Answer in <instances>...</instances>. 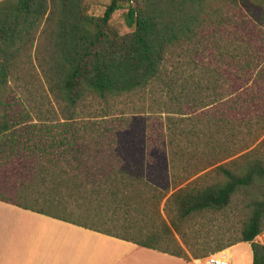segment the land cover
<instances>
[{
  "label": "trees",
  "instance_id": "trees-1",
  "mask_svg": "<svg viewBox=\"0 0 264 264\" xmlns=\"http://www.w3.org/2000/svg\"><path fill=\"white\" fill-rule=\"evenodd\" d=\"M89 2H0V168L25 159L32 175L37 167L32 162L59 151L60 159L70 165L63 154L68 153L88 170L84 175L98 177V185L109 189L96 191L102 196L93 207L96 217H69L73 211L66 208L67 215L51 214L21 187L11 189L17 199L0 191V201L167 252L161 244H177L170 227L163 223L152 232L146 220L151 210L160 212L165 198L178 200L185 219L223 209L238 190L264 183L258 155L264 140L252 149L264 135V0H109L102 16L89 13ZM125 7L134 31L121 35L110 21ZM31 88L44 100L33 106L35 113L47 119L57 114L54 101L65 119L76 120L111 116L121 99H134L132 110L121 109L122 114L164 119L160 157L149 151L146 135L126 134L120 142L118 129L97 136L91 122L11 121L6 94L27 91L31 106ZM47 102L49 108L41 111ZM29 150L38 155L27 156ZM237 160L247 175L232 168ZM213 174L222 178L203 185ZM146 185L150 199L143 193ZM158 188L160 195L154 192ZM73 200L76 211L92 214L83 199ZM252 206L239 242L251 244L253 264H264V245L255 241L264 230V190ZM138 210L144 213L141 227L134 226ZM177 246L173 254L185 256Z\"/></svg>",
  "mask_w": 264,
  "mask_h": 264
},
{
  "label": "rangeland",
  "instance_id": "rangeland-1",
  "mask_svg": "<svg viewBox=\"0 0 264 264\" xmlns=\"http://www.w3.org/2000/svg\"><path fill=\"white\" fill-rule=\"evenodd\" d=\"M3 0H0V2ZM109 0H90L89 2V13L102 16L108 5ZM221 3V1H220ZM243 5V4H242ZM128 9L125 7L119 11H117L111 21V26L117 30L121 35H125L134 31V28H130L126 21V14ZM246 13V12H245ZM247 15V13H246ZM221 37H219L220 39ZM216 40V39H214ZM220 41L217 39V43ZM31 94L34 95V98L31 99V106L27 100L29 97V93L27 91L23 93L16 91H9L6 94V102L5 108L8 112L11 121H32V124H36L37 121H81L84 123L91 122L94 126V131L91 133L99 136L102 133L110 134L112 131L118 129V138L120 142L126 141V134L130 136H140L146 135L150 142L149 151L154 152L155 158H159L163 148V143L166 140V128L164 126V119L158 116H151L149 114H140V113H129L122 114L121 109H131L136 101L132 98L121 99L119 111L112 112L113 115L107 116L105 118H86L85 115L81 116L83 118H78L76 120L70 119L67 120L63 117V113L61 112V108L54 101L53 105L56 107L57 114L55 116L47 118H43L39 113H35L33 106L36 103H40L44 101L42 97H38L34 88H31ZM35 96L37 98L35 99ZM46 100V99H45ZM41 104V103H40ZM49 103L47 102L44 106V109L41 110L46 112L49 108ZM132 106V107H131ZM131 107V108H130ZM52 114L55 112L53 110ZM35 121V122H33ZM264 123V122H261ZM113 126L112 130L106 131L109 127ZM263 125L259 126L262 127ZM258 128L257 125H254V128ZM92 134V135H93ZM90 137V136H86ZM132 139V138H128ZM264 140V135L262 138L252 147V149L259 148V145ZM80 145H84L82 140ZM152 143V146H151ZM165 146V145H164ZM33 148V147H32ZM251 150V149H250ZM249 150V151H250ZM245 151L234 159L245 155ZM33 151L29 150L26 155H30ZM259 158L264 160V141L262 146L258 151ZM56 154H46L45 159L39 162H32L31 164H35L37 167L35 168V173L31 175L30 172V164L25 165V159H22L18 163L12 164L10 162L5 163L3 167L0 168V191L4 192L7 195H11V197H17L11 191L12 188L21 187L24 192H27L29 197L38 198L40 209H43L51 214H59V215H67L65 208L72 215L69 214V217L73 216H85V217H96L95 209L98 205V200L102 197L97 194V190L104 188L106 185L102 183L98 185V177L93 175H84L88 170L83 171L79 168L76 162L72 159L71 155L68 153H63L67 158H69V162L67 160L60 159L61 152L57 151ZM45 153L41 152V155ZM91 154V152H89ZM33 157L37 156L33 153L31 154ZM85 160V159H84ZM86 162V160H85ZM45 163V164H44ZM227 163V162H225ZM232 164V163H231ZM1 165V164H0ZM230 165V164H229ZM114 167V166H113ZM39 168V169H37ZM232 168L239 175L245 176L247 175L246 170L244 171V163L242 160H237V163L232 165ZM39 170V171H36ZM93 170H91L92 172ZM243 171V172H242ZM80 175L81 178L79 180L84 179L87 181L83 183L76 180L75 175ZM202 174V173H201ZM89 176V177H88ZM84 177V178H83ZM192 178L191 180L195 179ZM222 177H219L216 174L210 175V178L207 177L208 181L205 184H210L212 182H217ZM212 180V181H211ZM88 183H94V185H88ZM155 184V183H154ZM186 184V183H185ZM164 185H160L163 188ZM181 186H184L181 185ZM2 188L4 190H2ZM109 189V187H105V189ZM150 186L146 185L144 189V194H148V198L151 197L147 192ZM161 188L154 190V192L158 195L162 193ZM260 190H264V183L257 182L251 186H247L242 190H238L237 193L231 197L229 204L223 209H215L210 210L201 214L193 213L187 218H181L179 213V203L178 200H169L165 198V200L160 205V212L151 210V217H147L146 220L148 222L151 221V231L156 232L160 231L162 224L165 223L171 229V238H175L177 244H173L169 241L161 244V248L167 249L169 251L177 252L179 247V241L189 250L193 255L201 252H206L205 255H209L211 252L215 251L219 248H227L235 243H238L242 238V231L245 227V224L248 222L252 215L253 201L259 197ZM0 192V193H1ZM42 194H45L42 196ZM50 199V201L45 200ZM73 199H83L84 204L92 209L93 212L88 213L86 211L80 213V211H76L78 205L74 202ZM110 199H107L109 202ZM95 201V202H94ZM113 203V200H110ZM145 206H141L140 208H144ZM122 210V209H121ZM143 210H138V216L140 219H135L134 226L141 227L142 218L144 213H141ZM100 217H105L106 214L97 213ZM123 213H121V217ZM120 218L119 215H117ZM116 219V217H114ZM122 223V222H121ZM119 226L122 224L118 223ZM176 226V227H174ZM146 232V231H145ZM256 242L264 245V230L263 232L256 238ZM249 244L243 243L239 248L233 249L234 252V264H245V260L247 259ZM243 249L246 250V254L243 253ZM241 253V254H240ZM204 262V261H203Z\"/></svg>",
  "mask_w": 264,
  "mask_h": 264
},
{
  "label": "crops",
  "instance_id": "crops-1",
  "mask_svg": "<svg viewBox=\"0 0 264 264\" xmlns=\"http://www.w3.org/2000/svg\"><path fill=\"white\" fill-rule=\"evenodd\" d=\"M219 248L234 264L233 249ZM245 264H253L251 244ZM185 256L138 246L101 232L0 201V264H200L206 252L193 255L179 241ZM241 254V253H240Z\"/></svg>",
  "mask_w": 264,
  "mask_h": 264
},
{
  "label": "built area",
  "instance_id": "built-area-1",
  "mask_svg": "<svg viewBox=\"0 0 264 264\" xmlns=\"http://www.w3.org/2000/svg\"><path fill=\"white\" fill-rule=\"evenodd\" d=\"M200 264H231V261H230V256L222 252V253H214L207 256L204 262Z\"/></svg>",
  "mask_w": 264,
  "mask_h": 264
}]
</instances>
